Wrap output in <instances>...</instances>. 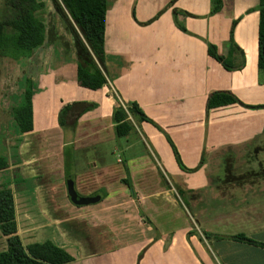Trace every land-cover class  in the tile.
<instances>
[{"label": "crops", "instance_id": "crops-1", "mask_svg": "<svg viewBox=\"0 0 264 264\" xmlns=\"http://www.w3.org/2000/svg\"><path fill=\"white\" fill-rule=\"evenodd\" d=\"M38 1L42 6L34 14L45 32L43 43L22 57L26 81L31 80L33 128L18 131L20 172L33 180L30 172L41 165L65 174L71 148L77 191L101 195L98 203L76 207L79 220L87 219L90 230L103 226V232H97L95 244L50 227L49 220H59L48 219V213L36 221L23 204H42L38 196H17L39 188L32 184L15 194L24 241L52 240L74 257L66 264H264V179L233 173L264 139V108L234 103L207 109L217 90L232 91L245 104H264L258 76L260 0H222L216 13L212 0H108L109 83L97 90L78 83L72 18L55 0ZM175 10L186 13L178 19L188 32L177 26ZM232 28L245 65L229 71L209 54L208 42L227 56ZM116 95L125 103L136 101L153 122L132 119L134 130L118 138L112 119L120 103ZM169 139L195 171L180 168ZM140 140L145 149L139 152ZM111 146L112 154L115 148L119 152L115 162L108 159ZM80 153L84 169L76 166ZM124 163L135 198L122 181ZM239 235L255 242L235 238Z\"/></svg>", "mask_w": 264, "mask_h": 264}, {"label": "trees", "instance_id": "trees-1", "mask_svg": "<svg viewBox=\"0 0 264 264\" xmlns=\"http://www.w3.org/2000/svg\"><path fill=\"white\" fill-rule=\"evenodd\" d=\"M4 1L6 10L0 18V57H11L16 60L29 57L32 50L44 41V24L34 14L35 10L39 9L42 4L38 0ZM55 1L65 17L70 16L72 18V21H70L78 44V83L93 90L102 88L109 83L105 62V22L108 0ZM212 4V13H216L222 8L223 1L212 0ZM258 10L260 14L258 76L259 82L264 83V0L259 1ZM178 14L186 15V13L175 10L174 16L177 26L188 32L184 23L179 21ZM229 46V53L224 56L218 52L215 44L208 42V52L229 71L243 68L245 60L234 41L233 28ZM238 54L241 58H237L236 55ZM26 85L23 100L13 107V116L20 133L33 128L30 79L27 80ZM234 103L242 104L249 109L264 108V104L249 105L243 103L232 91L217 90L209 95L207 109L210 111L213 108ZM123 104L119 103L112 116L118 138L124 137L134 130L135 126L132 119L153 122L136 101L126 103L123 101ZM69 110L70 106L68 105L62 109L59 118L61 125H66V116ZM169 142L173 147L180 168L187 172L195 171L197 168H188L183 163L171 139H169ZM226 162H228L227 158ZM18 163L16 160H11L10 155H0V232L6 238V248L0 250V264H66L73 261L74 257L65 248L57 245L52 240L26 243L19 233L15 194L32 187V180L24 178L20 174L17 167ZM70 164L69 152L66 151V179L73 178L70 172ZM124 166L127 177L123 178L122 181L128 185L135 198L136 193L129 175V169L126 163H124ZM161 175L164 182L169 185L165 174L162 172ZM179 193L182 195L183 191L180 190ZM95 194L99 193L96 192ZM146 220L152 224L148 218ZM235 238L255 242L244 235L235 236Z\"/></svg>", "mask_w": 264, "mask_h": 264}, {"label": "rangeland", "instance_id": "rangeland-1", "mask_svg": "<svg viewBox=\"0 0 264 264\" xmlns=\"http://www.w3.org/2000/svg\"><path fill=\"white\" fill-rule=\"evenodd\" d=\"M5 10V1L0 0V18ZM26 84L27 81L25 71V58L16 60L11 57H0V155H10L11 160L18 161L19 163L17 167L19 172L20 169L24 167V164L22 163V160L17 157L19 132L13 116V107L20 104V102L22 101ZM124 138L126 137H122L120 139ZM112 146L108 153V159L110 160V162H115L118 158L117 155L119 152L115 148V151L112 154ZM144 149L145 144L142 142V140H140L139 152L144 151ZM68 152L69 158L72 161V159L75 158L72 149L70 148ZM72 163L71 167H69L73 178H75V165H72ZM84 163L85 161L83 160V154L80 153L78 162L76 163L77 168L84 169ZM237 165L238 167L235 168V172H233L235 173V175H239L243 178L249 179H264V139L259 141V143L255 146V150L250 156H248V158H246L242 162L237 163ZM32 166V164H27V167L29 168H32ZM38 167L39 169L30 172V174L35 175L32 178V184L38 185L39 188L37 190H34L33 192L27 191L18 194L17 196L18 198H20L27 194L36 195L41 200L42 204H23V208H28V206L31 207L28 210L26 209L27 211H24H26L27 214L30 213L29 216L36 217V221L38 222L41 221L38 216L48 213V219L55 218L59 220L58 222H55L53 220L51 222V220H49L50 227L58 225L60 227V230L67 234V236H65L71 240L77 238L83 239V237H86L88 240L94 239V242L96 244L98 238L97 232H103V226L90 230L91 225L89 221H87V219L84 220V222H80L79 219L80 217H82L81 215H79L80 208H76L78 206L74 205L68 196L65 178L66 175L64 174V171H62V173L61 171H46L45 169L41 168V165H39ZM24 173L25 175H28V172L24 171ZM166 180L168 183L170 182L168 177ZM103 237L104 236L102 235L101 239ZM114 239V242L118 241L117 238ZM109 245L110 243L108 241H105L102 247L106 249V247H108ZM5 248L6 238L1 233L0 250H3Z\"/></svg>", "mask_w": 264, "mask_h": 264}, {"label": "water", "instance_id": "water-1", "mask_svg": "<svg viewBox=\"0 0 264 264\" xmlns=\"http://www.w3.org/2000/svg\"><path fill=\"white\" fill-rule=\"evenodd\" d=\"M67 193L71 202L76 206H84L98 203L101 200L100 194L94 195H82L80 194L75 186V181L73 178L66 179Z\"/></svg>", "mask_w": 264, "mask_h": 264}, {"label": "built area", "instance_id": "built-area-1", "mask_svg": "<svg viewBox=\"0 0 264 264\" xmlns=\"http://www.w3.org/2000/svg\"><path fill=\"white\" fill-rule=\"evenodd\" d=\"M115 94V93H114ZM117 96V95H116ZM117 98H118V100H119V102L121 103V104H123V101L117 96ZM124 105V104H123ZM125 106V105H124ZM174 191H175V189H174Z\"/></svg>", "mask_w": 264, "mask_h": 264}]
</instances>
